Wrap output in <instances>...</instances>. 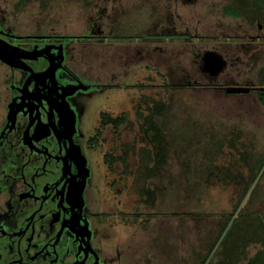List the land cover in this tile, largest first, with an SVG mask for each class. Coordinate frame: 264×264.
Masks as SVG:
<instances>
[{
    "label": "rangeland",
    "instance_id": "374dc122",
    "mask_svg": "<svg viewBox=\"0 0 264 264\" xmlns=\"http://www.w3.org/2000/svg\"><path fill=\"white\" fill-rule=\"evenodd\" d=\"M17 2L0 0V35L18 47L31 44L25 36H61L53 82L81 150L85 211L98 213L105 232L94 244L100 264H243L264 248V5ZM206 50L227 61L217 76L200 68ZM227 85L255 89L215 88ZM6 113L0 104V126ZM103 113L126 122L102 126Z\"/></svg>",
    "mask_w": 264,
    "mask_h": 264
},
{
    "label": "flooded vegetation",
    "instance_id": "af4514ba",
    "mask_svg": "<svg viewBox=\"0 0 264 264\" xmlns=\"http://www.w3.org/2000/svg\"><path fill=\"white\" fill-rule=\"evenodd\" d=\"M25 37L31 44L18 47L10 33L0 35L3 45L15 47L11 51L39 57L17 59L18 67L0 61L8 66L0 100L7 109L0 126V264H100L94 244L105 232L98 213L85 211L86 187L76 165L81 150L69 134L70 109L62 107L53 82L62 65L61 36ZM199 61L211 76L203 55Z\"/></svg>",
    "mask_w": 264,
    "mask_h": 264
},
{
    "label": "water",
    "instance_id": "95a60500",
    "mask_svg": "<svg viewBox=\"0 0 264 264\" xmlns=\"http://www.w3.org/2000/svg\"><path fill=\"white\" fill-rule=\"evenodd\" d=\"M0 40V61L5 62L11 66H19V62H17V59L25 58V59H32L35 57V52H30L29 55L27 54H21L20 52H13L11 51L5 43L4 45L2 44ZM15 48V47H13ZM36 53H41V52H36ZM45 53V52H43ZM31 54V55H30ZM14 55L15 61L11 59V56ZM19 61V60H18ZM203 61L207 65V69L210 72L211 76H217L219 75L223 69L226 66V63L222 56L214 51H206L205 54L203 55ZM17 66V67H18ZM53 70L52 66H50L46 72L49 70ZM44 72V71H43ZM41 72V73H43ZM52 72V71H51ZM220 89H222L225 93L227 94H239V93H246L250 91L251 89H255V87H249V86H235V85H227V86H222ZM258 94L264 95V87L258 88Z\"/></svg>",
    "mask_w": 264,
    "mask_h": 264
},
{
    "label": "trees",
    "instance_id": "16d2710c",
    "mask_svg": "<svg viewBox=\"0 0 264 264\" xmlns=\"http://www.w3.org/2000/svg\"><path fill=\"white\" fill-rule=\"evenodd\" d=\"M26 0H18L17 2V5H20V4H23ZM253 5L256 6L255 8L258 9L259 7L263 6L264 5V0H251ZM223 12L225 14H229L231 16H238V15H241V12L240 10L235 7V6H230V7H226L223 9ZM1 98V96H0ZM261 98L262 100L264 101V95H261ZM124 122H126V117L124 114H121L117 117H112L107 114V113H103L101 115V119H100V124L102 126H105L106 124H111L115 129H117L120 125H122ZM145 125H146V130L148 131V129L151 131V130H154L155 127L154 125L152 124V122L149 120V119H145ZM156 130V134H158V131L157 129ZM101 132H100V129H97V136L100 135ZM96 140V137L94 138ZM230 218L227 219V221H229ZM262 227V226H261ZM241 241V240H240ZM243 241V240H242ZM237 244V248L236 250H241L242 249V244H239V243H236ZM236 263V261L234 260L231 264H234ZM243 264H264V248H261L259 250H257L255 252V254L248 258Z\"/></svg>",
    "mask_w": 264,
    "mask_h": 264
},
{
    "label": "bare ground",
    "instance_id": "6f19581e",
    "mask_svg": "<svg viewBox=\"0 0 264 264\" xmlns=\"http://www.w3.org/2000/svg\"><path fill=\"white\" fill-rule=\"evenodd\" d=\"M11 59H15L14 55L11 56Z\"/></svg>",
    "mask_w": 264,
    "mask_h": 264
}]
</instances>
